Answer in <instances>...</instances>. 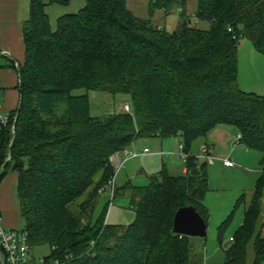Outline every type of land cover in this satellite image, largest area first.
Masks as SVG:
<instances>
[{
  "label": "trees",
  "instance_id": "trees-1",
  "mask_svg": "<svg viewBox=\"0 0 264 264\" xmlns=\"http://www.w3.org/2000/svg\"><path fill=\"white\" fill-rule=\"evenodd\" d=\"M84 1L79 12L59 17L53 30L46 7L71 0H30L22 26L25 59L18 68L10 147L11 125L0 130L2 177L16 164L22 230L32 250L50 248L45 264H200L191 238L174 233V217L192 206L208 224L207 165L190 155L195 141L228 125L241 134L240 144L264 152V95L238 85L241 40L264 54V0H197L194 18L209 22L208 30L192 26L188 0H149L151 16L181 8L173 32L137 18L126 0ZM81 88L128 94L134 109L93 116L88 95L73 94ZM154 137L181 138L187 174L163 168L145 186L118 189L112 157ZM193 169L199 174L191 175ZM111 181L113 199L120 190L131 194L136 219L129 226L107 223L105 212L94 222L91 213L83 218ZM263 189L264 175L231 238L226 264H247L251 241V264H264ZM242 201L244 195L236 207ZM233 214L219 229L220 242Z\"/></svg>",
  "mask_w": 264,
  "mask_h": 264
},
{
  "label": "rangeland",
  "instance_id": "rangeland-1",
  "mask_svg": "<svg viewBox=\"0 0 264 264\" xmlns=\"http://www.w3.org/2000/svg\"><path fill=\"white\" fill-rule=\"evenodd\" d=\"M128 9L140 19H151L154 25L165 28L166 30L173 32L179 26L181 21L180 14L181 8L175 7L173 8L170 14H166L163 10H157L154 15H150L149 11V0H126ZM30 0H21L20 5L21 8L26 10L27 18L30 16ZM85 6L84 0H71L68 5H49L46 7V11L50 17L51 28L56 30L57 23L59 17L66 14H73L79 12ZM21 9V10H22ZM197 9V0H188L187 6L185 9L186 15L190 18L192 26L198 27L200 29L208 30L211 27L209 22L196 21L194 18V14ZM24 13V12H22ZM238 85L241 90L245 92H253L261 95L259 91H261V86L264 87V54L256 51L248 39H243L240 42L239 50H238ZM17 68V67H16ZM19 76V73H18ZM258 88V91H257ZM6 89L0 88V99L4 100ZM74 95H84L87 94L91 103V114L96 117H101L106 114H111L115 112H123L130 108V112L133 111V102L131 97L128 94H117L112 95L107 92H98L91 91L85 88L77 89L73 92ZM227 126V131L231 126ZM234 128V127H233ZM163 140L172 141V149L175 150V141L176 144H179V139L175 137L165 138ZM145 143L143 144L142 142ZM204 142V138H200L193 144V151L197 152L198 155L200 153V146ZM199 143V144H198ZM211 143L214 146H217L215 142ZM237 143L234 142V144ZM138 144H142L138 146V149H143L144 146L150 148L153 152L155 147L152 145L153 142H150V139H140L138 140ZM218 147V146H217ZM233 144L230 147H227L226 152L230 153L232 151ZM215 148V147H214ZM220 148V147H219ZM9 149V148H8ZM149 149V151H150ZM166 149V148H165ZM247 149V150H246ZM167 150V149H166ZM239 154V158L235 155L232 156V159H235L237 163V168L235 170L236 174H228L224 175L219 172L218 168L213 169L214 167L208 166L209 170V183H208V191L205 196V207L209 210V219L207 224V236L204 238L199 237H190L191 243L193 246V260L194 262H198L200 264H226L227 257L226 251L233 244L231 242V238L234 236L235 232L240 228L242 223L244 222V212L246 208L245 201H242L238 207L237 200L234 199L235 193L237 190L244 189L240 195L239 199L245 194H249L251 190H255L256 185L259 179L264 175V152L249 149L241 144L237 149ZM221 152H225L221 150ZM225 152V153H226ZM246 155V156H245ZM250 157H249V156ZM10 156L9 151L6 153L5 162H9L10 159H7ZM11 157V156H10ZM172 157V156H171ZM256 157V158H255ZM258 157V158H257ZM122 157H112V162H114V167H119L120 159ZM153 158V157H149ZM241 158V159H240ZM161 165L158 170H162L166 168L168 172L171 174L176 173L172 170L171 166L175 160L173 158L163 159L160 157ZM141 158L131 159L123 166V168L119 171L117 168L116 171V179L118 177V181L116 183V187L121 189L123 186H145L149 183V176L153 175L152 173H147L149 171H144L138 169L137 166L138 161ZM144 161V160H142ZM140 162V161H139ZM178 162V161H177ZM182 163V162H178ZM170 166H169V165ZM210 165V164H209ZM219 164H217L218 166ZM220 166V165H219ZM151 171V169H150ZM155 172V171H152ZM9 175V176H8ZM8 176V178L6 177ZM11 169H8V172L5 176L0 177V202L4 199L3 206L6 207L8 205L10 208L13 207L14 210H0V217L2 219H6L7 216L10 219H14L17 221L18 217V229H22L23 222L20 218V215L17 217L16 207H18V200L16 196V181L12 180L13 178ZM9 181V190L7 189L4 192V187L7 181ZM12 182V183H11ZM250 190V191H247ZM4 192V193H3ZM120 194L116 196L115 199L112 198L110 192H105L101 194L95 205L93 206L92 212H86L87 215H84V219L89 218L90 213L93 222L96 221L100 216L106 213V221L112 225H121V226H129L136 219V211L132 209V197L130 192H122L120 190ZM264 195V189H263ZM249 196V195H248ZM238 198V197H237ZM249 199V197H248ZM235 200V201H233ZM233 204V205H232ZM231 209H229V206ZM263 208V207H262ZM20 209V208H19ZM76 213H79L78 204L76 203L73 207ZM233 214V218L230 224L225 228L224 233L222 234V242L219 241V229L222 226L223 222H225L228 217ZM224 216V217H223ZM88 220V219H87ZM261 223V219L260 222ZM254 242L251 241L247 246V264H251L254 262L256 258ZM33 254L36 257H45L50 254V248L47 245H41L33 250Z\"/></svg>",
  "mask_w": 264,
  "mask_h": 264
},
{
  "label": "crops",
  "instance_id": "crops-1",
  "mask_svg": "<svg viewBox=\"0 0 264 264\" xmlns=\"http://www.w3.org/2000/svg\"><path fill=\"white\" fill-rule=\"evenodd\" d=\"M20 1L21 0H0V88L7 90L5 92L4 100L0 99V101L3 104L4 109L11 111L12 113L15 112L19 106V92L17 89L18 82H19L18 68H19V65L23 63L25 59V43H24V38H23L22 26H23V23L26 20H28L27 15L25 14L26 10L21 8ZM260 88H261V91H259V93H261V95H264V87L261 86ZM257 91H258V88H257ZM226 128L227 126H218L215 129H213L209 133V135L204 138V142L200 146V153L198 155L196 154L197 152L193 151V147L190 151V155L196 156L200 164L206 163L208 183L210 181L208 166L214 167L213 169L218 168L220 175L224 174L228 176V174H233V173L236 174L235 170L238 165L235 159H232V156L230 155L232 154V155H235L237 158H239L240 153H238L237 151L238 147L241 145L237 141V135L239 134V132H237V130L233 127H230L228 131ZM175 138L179 139V144H176L177 141H175V150L171 148L172 141H166V140L161 139L160 137L148 138L147 140L150 139V142H153L152 145L155 147L153 152L149 148L150 149L149 153H143L144 149L146 148L148 149L147 146H144L143 149L141 150L138 149V146L142 144H138V141H136L131 148H134L139 154L135 157H126V151H125L122 154L117 155L118 157H122L120 159L122 162H120L119 168L115 166V169L117 168L118 170L119 169L121 170L123 166L128 162V160L141 158V160H139L140 162L138 161V164H137V166H139L138 169H140L141 171L144 170L145 172L149 171L147 173L155 174L161 171V170H158L160 165L162 164L160 161L161 160L160 157L162 158V160L166 158H173V160H175V163L173 162L171 168L176 173V175L172 173L171 175H175V176L186 175L188 171L187 163H185L180 157H178V155L181 153V150H180L181 138L179 137H175ZM211 141L215 142L218 147L214 146V144L211 143ZM236 141L237 143L234 144V142ZM142 143L144 144L145 141ZM232 144H233L232 151L230 153H227L226 152L227 147H230ZM221 150L225 151L226 153L221 152ZM149 157H153V158H149ZM225 159L232 160L234 163V166L232 167L226 166L223 162ZM177 161L178 162L180 161L182 163L180 164ZM217 164H219L220 166L219 165L217 166ZM152 171H155V172H152ZM11 172L13 175L12 180L16 181L17 173H15L13 170H11ZM8 176L6 177L8 178ZM114 181L115 183H117L118 177L116 179V176H115ZM4 184H5L4 192L6 189H7L6 192H8L9 181H7ZM243 191H245L243 188L237 190V193H235L234 199L238 201L239 195ZM247 191H250V190H247ZM252 195H253V190H251L249 194L247 195L244 194L245 203H247L246 208L248 207V204L251 200ZM3 200L4 199H2V201ZM2 201L0 202V210H8V211L14 210L13 207L10 208L8 205H6V207L3 206ZM232 205L229 206L228 208L231 209V207H233ZM262 207H263V214L260 218L261 223H259V230L261 232V235L264 236V195L262 199ZM246 208H245V211H246ZM16 214H17V217L20 215L19 204H18V207H16ZM244 216H245V212H244ZM18 219L17 221H14V219H10L7 216L6 219H2V224L5 228L18 229Z\"/></svg>",
  "mask_w": 264,
  "mask_h": 264
},
{
  "label": "built area",
  "instance_id": "built-area-1",
  "mask_svg": "<svg viewBox=\"0 0 264 264\" xmlns=\"http://www.w3.org/2000/svg\"><path fill=\"white\" fill-rule=\"evenodd\" d=\"M16 115L11 111L5 110L0 101V130L11 125L12 138L9 147L12 145L15 136ZM241 134L237 135V141L241 139ZM181 153L178 155L185 163L188 161V154L185 153L184 147L180 145ZM149 149H144L143 153H149ZM139 153L130 148L126 150V157H135ZM118 158V156L116 155ZM9 156L7 159H10ZM224 164L228 167L234 166L230 159H225ZM119 168V167H118ZM4 171V166L0 168V177ZM108 191L114 195V181L109 182V187L102 189L101 192ZM45 257H36L29 244L28 233L22 229L5 228L0 217V264H45ZM54 264H58L55 262Z\"/></svg>",
  "mask_w": 264,
  "mask_h": 264
},
{
  "label": "water",
  "instance_id": "water-1",
  "mask_svg": "<svg viewBox=\"0 0 264 264\" xmlns=\"http://www.w3.org/2000/svg\"><path fill=\"white\" fill-rule=\"evenodd\" d=\"M16 169V164L13 165L12 170ZM191 175H198L199 171L193 169ZM175 234L204 238L207 236V224L201 215L192 206L180 208L174 217Z\"/></svg>",
  "mask_w": 264,
  "mask_h": 264
}]
</instances>
